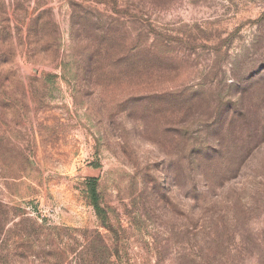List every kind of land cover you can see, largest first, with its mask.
<instances>
[{
  "label": "rangeland",
  "instance_id": "1",
  "mask_svg": "<svg viewBox=\"0 0 264 264\" xmlns=\"http://www.w3.org/2000/svg\"><path fill=\"white\" fill-rule=\"evenodd\" d=\"M0 206V264H264V0H0Z\"/></svg>",
  "mask_w": 264,
  "mask_h": 264
},
{
  "label": "trees",
  "instance_id": "2",
  "mask_svg": "<svg viewBox=\"0 0 264 264\" xmlns=\"http://www.w3.org/2000/svg\"><path fill=\"white\" fill-rule=\"evenodd\" d=\"M87 194H88V198H89L91 204L93 205V207L96 210V213H97L99 219L101 220L102 226L104 228L108 229V230H112V227L109 224V218H108L107 212L105 211L104 208L101 207V205L99 203L100 195H99V192H98L97 180H95V179L94 180H90L87 183ZM0 209H1V206H0ZM3 214L4 213L0 212V222H1V220H5V218H6V217H4L5 215H3ZM96 252H97V248L93 247V246L89 250L90 256H93V257L96 256L95 255ZM91 264H98V263H97L96 259H94V260L91 261Z\"/></svg>",
  "mask_w": 264,
  "mask_h": 264
}]
</instances>
